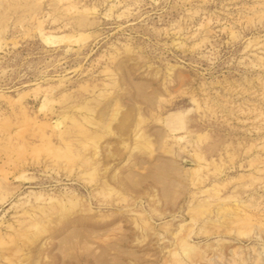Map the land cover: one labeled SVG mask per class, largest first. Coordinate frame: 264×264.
Returning <instances> with one entry per match:
<instances>
[{
    "label": "rangeland",
    "instance_id": "1",
    "mask_svg": "<svg viewBox=\"0 0 264 264\" xmlns=\"http://www.w3.org/2000/svg\"><path fill=\"white\" fill-rule=\"evenodd\" d=\"M0 264H264V0H0Z\"/></svg>",
    "mask_w": 264,
    "mask_h": 264
}]
</instances>
